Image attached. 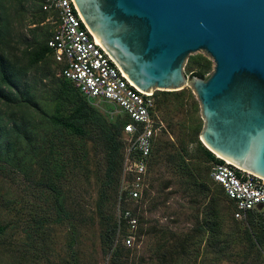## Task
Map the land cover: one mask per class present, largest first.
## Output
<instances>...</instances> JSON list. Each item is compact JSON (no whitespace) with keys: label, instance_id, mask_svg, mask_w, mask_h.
<instances>
[{"label":"rangeland","instance_id":"rangeland-1","mask_svg":"<svg viewBox=\"0 0 264 264\" xmlns=\"http://www.w3.org/2000/svg\"><path fill=\"white\" fill-rule=\"evenodd\" d=\"M49 20L54 27L53 20ZM34 27L30 13L16 18L13 37L17 48L22 49L19 44L26 42L29 30ZM214 66L209 57L198 52L189 56L184 72L189 77L203 70L207 77ZM54 69L57 73L58 67ZM156 95L166 123L170 120L178 125L176 135H170L171 140L180 147L182 143L188 145L187 164L193 173H201L196 183L187 184L188 177L182 171L172 173L163 165L151 171L149 167V186L153 185L150 193L145 194L142 203L131 202L128 207L134 210L140 206L142 233L136 236L129 261L125 262L264 264V244L262 249L252 245L254 234L260 232L259 223L264 222V213L256 215L255 225L247 219H236L234 206L212 181L210 166L198 151L204 121L191 86L180 92L156 91ZM89 104L109 123L117 120L115 111L119 107L97 101ZM88 130L87 139L66 134L58 141L65 146L61 161L64 175L61 181L55 182L66 198L70 220L55 223L56 195L40 185L44 179L40 169L29 176L11 170L0 171V226L6 228L0 235V264H70L76 253L80 264H109L110 257L103 253V235L107 228L105 219L114 221L120 215L119 183L108 185L106 148L100 131L91 127ZM166 182L173 183L169 189L164 188ZM123 186L126 188L128 184ZM215 208L221 212L218 219ZM43 220L47 222L39 228Z\"/></svg>","mask_w":264,"mask_h":264},{"label":"water","instance_id":"water-1","mask_svg":"<svg viewBox=\"0 0 264 264\" xmlns=\"http://www.w3.org/2000/svg\"><path fill=\"white\" fill-rule=\"evenodd\" d=\"M86 27L142 92L191 86L202 144L264 179V0H73ZM214 62L204 79L190 55Z\"/></svg>","mask_w":264,"mask_h":264},{"label":"trees","instance_id":"trees-1","mask_svg":"<svg viewBox=\"0 0 264 264\" xmlns=\"http://www.w3.org/2000/svg\"><path fill=\"white\" fill-rule=\"evenodd\" d=\"M29 13L32 25L35 27L29 30L30 36L24 44L18 42L19 46H22V49H19L13 37L14 24L16 18L27 16ZM49 19L50 14L43 11V0H0V171L11 170L29 176L31 172L34 173V170L40 169L44 176V179L39 182L40 185L56 195L58 218L55 223L70 220L65 208L66 198L55 182L61 181L64 175L61 161L65 146L58 141H62L66 134L87 139L89 127L97 128L106 148L108 185L114 186L115 183H119L117 200L119 203L121 198L123 200L121 211L130 209L128 208L130 203L124 201L126 194L122 193L125 151L123 129L129 120L117 118L115 122L109 123L70 81L56 76L54 68L57 65L54 62L53 51L48 46L54 29L48 23L51 21ZM31 75H33L32 79ZM193 76L208 78L203 70L194 73ZM46 80H50L48 84L44 82ZM156 99L158 114L166 126L155 140L150 170L163 165L169 167L172 173L182 171L188 177L187 184L196 183L195 179L199 180L201 172L193 173L189 163L187 164L186 157L190 155L188 145L185 146L182 143L180 147L171 140L170 137L176 135L178 125L170 120L166 123L162 117L161 102L157 95ZM198 146V151L204 156L210 169L212 163L222 162L200 141ZM172 184V182H166L164 188L169 189ZM149 187L150 189L148 188L145 192L146 195L150 193L152 183ZM225 198H227L226 195ZM229 201L235 210L234 203ZM140 210L139 205L132 210L139 220V225ZM215 211V218L218 219L221 212L218 208H215ZM262 213L264 209L250 212L247 218L248 223L255 225L256 215L263 216ZM43 222L47 220H43L39 228H42ZM105 222L107 228L102 244L104 255L110 257L109 264H127L125 261H129L131 248H127L121 242L128 233L126 220L120 217L114 221L106 218ZM73 229L76 233V227ZM259 230L260 235L254 234L252 245L262 249L263 221L259 223ZM5 231L6 228L0 226V235ZM139 233L140 235L142 233L141 227ZM74 241L76 244L77 239L74 238ZM75 244L73 242V245ZM70 264H80L77 253L74 254Z\"/></svg>","mask_w":264,"mask_h":264},{"label":"built area","instance_id":"built-area-1","mask_svg":"<svg viewBox=\"0 0 264 264\" xmlns=\"http://www.w3.org/2000/svg\"><path fill=\"white\" fill-rule=\"evenodd\" d=\"M43 11L54 23L48 46L53 51L57 76L70 81L89 101L119 107L125 142L122 193L125 202L139 203L149 188V166L155 140L165 128L157 111L156 92L137 88L86 27L73 0H43ZM218 158V157H217ZM212 163L210 177L220 185L235 205V218L247 219L250 212L264 209V179L241 170L227 161ZM124 184H128L124 188ZM128 233L122 243L133 248L139 233V220L131 209L121 211Z\"/></svg>","mask_w":264,"mask_h":264}]
</instances>
